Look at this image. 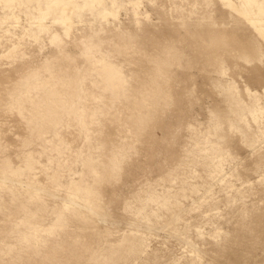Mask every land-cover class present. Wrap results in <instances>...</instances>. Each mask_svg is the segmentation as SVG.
I'll return each instance as SVG.
<instances>
[{
  "label": "rangeland",
  "instance_id": "rangeland-1",
  "mask_svg": "<svg viewBox=\"0 0 264 264\" xmlns=\"http://www.w3.org/2000/svg\"><path fill=\"white\" fill-rule=\"evenodd\" d=\"M264 0H0V264H264Z\"/></svg>",
  "mask_w": 264,
  "mask_h": 264
},
{
  "label": "bare ground",
  "instance_id": "bare-ground-1",
  "mask_svg": "<svg viewBox=\"0 0 264 264\" xmlns=\"http://www.w3.org/2000/svg\"><path fill=\"white\" fill-rule=\"evenodd\" d=\"M254 29L258 32V34L262 35L264 34V29L261 27V25L258 22H251Z\"/></svg>",
  "mask_w": 264,
  "mask_h": 264
}]
</instances>
